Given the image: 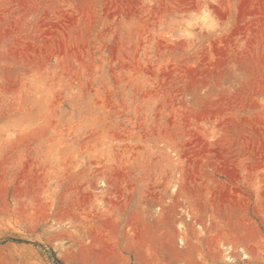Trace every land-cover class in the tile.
I'll return each instance as SVG.
<instances>
[{
  "label": "rangeland",
  "instance_id": "rangeland-1",
  "mask_svg": "<svg viewBox=\"0 0 264 264\" xmlns=\"http://www.w3.org/2000/svg\"><path fill=\"white\" fill-rule=\"evenodd\" d=\"M0 264H264V0H0Z\"/></svg>",
  "mask_w": 264,
  "mask_h": 264
}]
</instances>
